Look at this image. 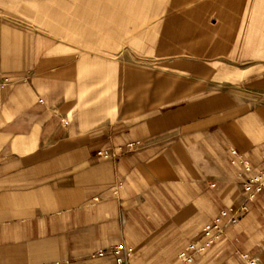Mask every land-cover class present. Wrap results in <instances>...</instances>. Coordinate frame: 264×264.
Listing matches in <instances>:
<instances>
[{
	"label": "crops",
	"instance_id": "obj_1",
	"mask_svg": "<svg viewBox=\"0 0 264 264\" xmlns=\"http://www.w3.org/2000/svg\"><path fill=\"white\" fill-rule=\"evenodd\" d=\"M127 1L82 5L80 61H65L53 35L68 27L48 26L53 7L0 0V264H114L107 250L119 243L130 264H264V189L210 247L178 260L241 199L230 149L263 165L264 61L174 58L153 74L91 54L129 40ZM174 1L205 4L142 31L158 52L214 11V0ZM217 1L219 26L243 17Z\"/></svg>",
	"mask_w": 264,
	"mask_h": 264
},
{
	"label": "rangeland",
	"instance_id": "obj_2",
	"mask_svg": "<svg viewBox=\"0 0 264 264\" xmlns=\"http://www.w3.org/2000/svg\"><path fill=\"white\" fill-rule=\"evenodd\" d=\"M46 8L51 6L52 12L48 17L49 24L54 28L60 27L61 24L67 25V31L63 27L58 35H53L54 38L60 40L62 59L65 61H80V21H85L80 18V10L82 5H86L92 0H44ZM33 0H24V5H32ZM43 2V1H42ZM41 4L38 1L37 4ZM103 4V3H102ZM205 3L174 1V0H132L123 3L129 14L133 15L130 31L126 32V40L121 45L112 51L109 48L102 46L99 50L91 51V54H96L105 58H116L118 60L125 59L131 63L146 64L149 72L156 74L157 72H171L172 66L168 62L175 59H193L196 61H264V0H230L229 9H243V17L231 18L227 26H219V18L216 19V5L220 4L217 0L207 2L213 4L214 11L210 16H205L204 22L199 30L191 34L181 35V45L177 49L165 45L162 51L153 50L147 46V41L151 40V36L142 31L151 29V27L162 19L171 20L170 16L175 10L188 9L189 6L197 5L202 8ZM124 8V7H123ZM213 15V16H212ZM212 17L214 23L209 19ZM66 22V23H65ZM62 26V25H61ZM225 28V29H224ZM60 29V28H58ZM227 32L229 39L228 45H220V37H224ZM63 32V33H62ZM103 36H106L105 34ZM168 36H166L167 38ZM172 35H170L171 39ZM62 38V39H61ZM150 38V39H149ZM152 42H157V39H152ZM217 45V54L214 55L211 51ZM194 53H196L194 55ZM214 57H213V55ZM223 55V56H222ZM120 61V62H128ZM165 64H158L159 62ZM178 67V66H177ZM107 74V72H106ZM137 74V73H136ZM139 76V73L137 74ZM103 78V75L102 77ZM100 78V79H101ZM96 78V87L104 85L107 93V82L102 83ZM120 82V81H118ZM123 84V82H121Z\"/></svg>",
	"mask_w": 264,
	"mask_h": 264
},
{
	"label": "built area",
	"instance_id": "obj_3",
	"mask_svg": "<svg viewBox=\"0 0 264 264\" xmlns=\"http://www.w3.org/2000/svg\"><path fill=\"white\" fill-rule=\"evenodd\" d=\"M63 122L66 123V121ZM230 154V163L240 166L245 175L241 182V199L237 203L222 208L217 216L202 227L199 235L200 242H190L186 250L180 251L178 254L180 262H190L193 259L189 250L202 251L210 247L223 234L225 226L236 223L249 210V204L256 195L264 189V156L262 158L263 165L254 166L247 156L237 149L231 148ZM107 251L114 255V264H130L131 248L125 246L124 243L114 245ZM105 252L106 250H99L95 254L101 256ZM250 264H253V261H250Z\"/></svg>",
	"mask_w": 264,
	"mask_h": 264
}]
</instances>
